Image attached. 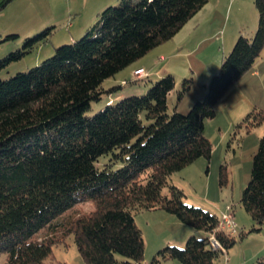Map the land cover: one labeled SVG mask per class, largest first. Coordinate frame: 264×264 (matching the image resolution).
<instances>
[{"label":"trees","instance_id":"obj_1","mask_svg":"<svg viewBox=\"0 0 264 264\" xmlns=\"http://www.w3.org/2000/svg\"><path fill=\"white\" fill-rule=\"evenodd\" d=\"M9 1L1 0L0 10ZM207 2L119 0L102 9L79 39L56 47L27 71L0 78L1 264H48L53 245L70 235L87 264H144V241L134 216L155 209L206 236L191 235L182 248H159L149 264H213L220 252L209 245L212 232L226 251L235 244L234 235L217 230V215L185 203L182 191L168 180L198 158L210 159L204 121L214 117L219 98L264 48V0H254L259 14L254 34L237 36L204 85L203 99L187 113L176 106L168 111L167 96L175 87L168 73L145 94L107 99L87 115L91 102L116 88L103 89L104 80L171 40ZM49 34L50 28L24 38L21 47L0 58V71ZM192 83V77L182 80L177 102ZM256 115L254 123H260L264 111ZM109 153L123 164L97 167ZM226 177L221 165V185ZM165 187L168 194L162 192ZM83 201H92L94 210L71 212ZM240 202L255 222L264 220V134ZM117 255L127 259L119 261Z\"/></svg>","mask_w":264,"mask_h":264},{"label":"rangeland","instance_id":"obj_2","mask_svg":"<svg viewBox=\"0 0 264 264\" xmlns=\"http://www.w3.org/2000/svg\"><path fill=\"white\" fill-rule=\"evenodd\" d=\"M118 1H9L0 10V58L21 47L26 37H34L49 28L51 34L45 40L36 43L20 59L10 62L3 68L0 71V78L7 79L17 72L27 71L50 57L56 47L79 39L97 20L102 9L108 5H115ZM258 17L254 0H208L200 13L192 19L191 24L199 25L193 35L194 38L186 41V37H183L181 41V36L189 35L185 31H180L176 35L178 37L148 52L149 55L144 60L152 59L150 64L154 65L155 70H170L175 78L177 91L184 78L192 77L191 88L182 95L177 105V91L173 89L168 94L170 113L176 106L178 112L185 114L190 103L203 99L202 96L199 100H194L203 84L202 75L213 67H220L222 57L229 53L234 44L233 36L240 33L246 36L254 34ZM12 34L17 36L7 37ZM160 54L165 56V60L159 59ZM136 65L130 64L115 76L103 81V89L116 88L102 93L100 100L91 102L87 115L95 114L104 106L107 99L116 102L131 95L145 94L151 83L162 77L152 75L145 79L148 73L143 68H138L142 69V74H138L136 71L138 69L132 72ZM123 78L130 80L123 83L125 81H122ZM257 111H264V48L251 69L219 98L215 104L214 117L204 121V135L212 144L210 159L198 158L169 176V184L182 191L185 203L208 210L218 217L232 209L236 224L234 233L236 242L226 254L220 253L214 264H257L258 260L264 261V220L260 223L255 222L240 202L243 189L250 179L252 155L257 149L259 138L264 134V119L260 123H254ZM109 164L116 169L123 163L116 159L113 153L101 156L96 162L99 168ZM221 165L225 166L227 173L226 182L222 185L219 182ZM162 192L168 194V187L163 188ZM94 208L92 201H83L76 204L71 212H90ZM140 219L141 217L139 221ZM181 226H184L185 230L195 231L191 226ZM253 227L259 230L250 231ZM161 228L159 225L158 230L163 231ZM142 231L144 259L146 258L149 264L157 251V246L153 242L156 230L143 228ZM177 231H173L175 237L181 239L183 232ZM191 235L194 234L188 235L179 245L172 243L164 244L162 247L169 245L182 248ZM196 237H205V232L196 231ZM116 258L119 261L127 259L120 255ZM4 261L5 255L0 254V264ZM47 263L87 264L80 256L72 235L64 236L53 245L52 255Z\"/></svg>","mask_w":264,"mask_h":264},{"label":"crops","instance_id":"obj_3","mask_svg":"<svg viewBox=\"0 0 264 264\" xmlns=\"http://www.w3.org/2000/svg\"><path fill=\"white\" fill-rule=\"evenodd\" d=\"M203 7L179 30V32L180 31H185V33L187 32V35H189V36H181L180 37V39H182L181 41H183V37H186L185 38L186 41L188 39L194 38L193 35L196 32V28L199 25L191 24L192 21H193L192 19H194V17H196V15L198 13H200V11L203 9ZM176 35L172 39H174L175 37H178ZM233 37L234 38L232 39V44L234 43V41L237 38V36H233ZM198 39H202V38H198ZM148 55L149 54L147 53L145 56L141 57L140 59H138L137 61L132 63V64H134V63L137 64L136 67L133 68L132 72L135 69L143 68L148 73L147 77L145 79H148V78L152 77V75L156 76V77H160V76H163L164 74H167V73L171 74L172 73L168 69L155 70L153 68L154 65L150 64V61L152 59L150 61L149 60H144L145 57H147ZM164 58H165V56L163 54L159 55V59L165 60ZM218 69H219V67H213L210 71H207L206 73H204L205 75H202L203 76L202 77L203 78L202 79L203 80L202 81L203 84H202V87L200 88V93L197 94V97L194 100L202 98V96L204 95V92H205V86L204 85L208 83V81H207L208 78L211 77L214 73H216L218 71ZM131 77H132V73H131ZM131 77H129V78H131ZM129 78L128 79L123 78L122 81L125 80V82L127 83L128 81H126V80H130ZM174 90L177 91L176 85L174 87ZM177 103H176V105H177ZM190 105H191V103L188 106L190 107ZM140 217H141V219L139 221ZM134 218H135V222H136L137 226L140 228L141 232H143L142 231L143 228L151 229L152 231L156 230L154 232V234H153L154 235V239H155V240H153V242L157 246V248L155 247L156 250L161 248L164 244H172V243H174V244L179 245L183 241H185V238H187L188 235H190V234L196 235V230L195 231L185 230L184 226H181V225H185V224L181 223L174 215H172V214H170V213H168V212H166L164 210H161V209L140 211V212L135 214ZM139 222H141V224ZM159 225L162 227L161 229H164L163 231L158 230ZM175 230L176 231L177 230L178 231L181 230L183 232V233H181V235L183 236V237H181V239H179L180 237H175V233L173 232ZM205 236H206V233H205ZM176 238H178V239H176ZM147 263L148 262L146 261V258H145L144 259V264H147ZM162 264H181V263L179 261H177V260L176 261L175 260H167V261H164Z\"/></svg>","mask_w":264,"mask_h":264},{"label":"built area","instance_id":"obj_4","mask_svg":"<svg viewBox=\"0 0 264 264\" xmlns=\"http://www.w3.org/2000/svg\"><path fill=\"white\" fill-rule=\"evenodd\" d=\"M138 74H142V69L136 70ZM125 83V81H124ZM236 224L234 222V214L232 209H228L227 212L223 213L220 217H218V224H217V230H221L228 235H234L236 231ZM209 245L212 250H216L220 253L226 254V249L222 246V244L218 241V239L215 237L214 232L210 233L207 237ZM228 259L226 258L225 261Z\"/></svg>","mask_w":264,"mask_h":264}]
</instances>
